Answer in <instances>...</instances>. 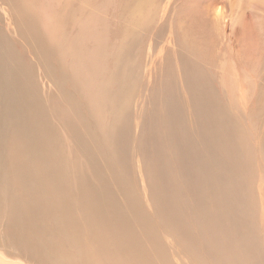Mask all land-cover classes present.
Wrapping results in <instances>:
<instances>
[{"label": "bare ground", "instance_id": "bare-ground-1", "mask_svg": "<svg viewBox=\"0 0 264 264\" xmlns=\"http://www.w3.org/2000/svg\"><path fill=\"white\" fill-rule=\"evenodd\" d=\"M46 3L0 0L4 254L31 264H264V59L255 61L264 28L259 41H237L238 68L233 58L212 64L217 77L208 47L179 45L154 87L135 77L148 5L144 24L131 19L111 42L95 0H61L50 24ZM230 20L241 36L239 16Z\"/></svg>", "mask_w": 264, "mask_h": 264}, {"label": "rangeland", "instance_id": "rangeland-1", "mask_svg": "<svg viewBox=\"0 0 264 264\" xmlns=\"http://www.w3.org/2000/svg\"><path fill=\"white\" fill-rule=\"evenodd\" d=\"M60 1L61 0H44L45 3H49L48 5L51 8L50 9L46 3V6L50 9L48 12L49 24L50 22L52 23L51 19L58 17H52L51 13L58 10ZM234 1L235 0H95V4L98 8L105 10L108 34L111 38V42H118L120 40L122 37L120 30L123 32L129 29V27H131V19L140 20L142 26L144 24L142 21H144L146 14L144 8L148 5L146 8L149 11L150 23L144 26L141 34L137 36L138 38L134 50V59L137 61H135V77H139L140 81L143 80L146 86H151L153 84L152 86L155 85L154 87H156V83L158 82L156 80L159 79V75H163L160 71L166 70L163 73L167 76L168 70L175 69L176 60H174V58L175 55L177 58L179 57V45H183L187 42L194 43L201 47H203L204 44V47H208L207 49L214 54L215 57L212 54V57L208 60L210 66L207 70H210L211 72H209L212 75L208 74V77L219 76V70L217 71V67H213H215V64L216 66L218 65V62L221 61L220 59L226 58L229 60L233 58V66L235 65L234 68H238L240 61L239 57L235 54L237 41L240 42L244 37L250 36L252 39L257 40H260V37L261 39L263 38V33H260L259 29L264 28V0H236V4ZM225 2L227 3L225 4L226 8L223 4ZM231 2L233 5L235 4L234 7ZM227 5L232 7H227ZM191 6L193 7L191 8ZM230 16L231 20H235L236 17L239 16V20L241 21V24L239 22V28L242 29L243 33L241 36L238 34L234 36L230 29L225 28L224 22L228 21ZM203 23H205V25ZM218 27L221 30H219ZM66 28L71 30L68 24ZM206 29L208 32H206ZM209 30L211 31L209 32ZM208 37L211 40L208 39ZM181 39L184 40V42L181 41ZM259 48L255 54V61L258 64H262L264 59V57H262L264 56V48ZM26 54L31 58V53L27 51ZM214 58L217 59L215 60ZM259 61H261V63ZM213 63H215L214 66L212 65ZM167 67L168 69H166ZM247 67L249 68V66H246V68ZM260 67L264 69V62ZM247 71L249 72L250 69ZM137 72L138 74H136ZM256 73L258 74V72ZM256 73L250 71L249 74L251 77H256L258 76ZM171 86L175 87L172 82ZM0 264L31 263L20 258L7 257L3 250L0 249Z\"/></svg>", "mask_w": 264, "mask_h": 264}]
</instances>
